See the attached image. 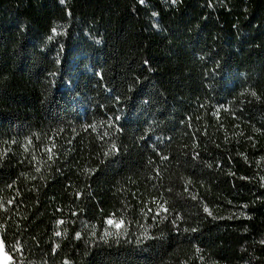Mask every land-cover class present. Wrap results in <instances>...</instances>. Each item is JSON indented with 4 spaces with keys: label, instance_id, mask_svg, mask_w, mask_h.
<instances>
[{
    "label": "trees",
    "instance_id": "16d2710c",
    "mask_svg": "<svg viewBox=\"0 0 264 264\" xmlns=\"http://www.w3.org/2000/svg\"><path fill=\"white\" fill-rule=\"evenodd\" d=\"M0 236L12 264H264V0H0Z\"/></svg>",
    "mask_w": 264,
    "mask_h": 264
},
{
    "label": "snow or ice",
    "instance_id": "6c2138e0",
    "mask_svg": "<svg viewBox=\"0 0 264 264\" xmlns=\"http://www.w3.org/2000/svg\"><path fill=\"white\" fill-rule=\"evenodd\" d=\"M61 2H63V0H61ZM141 3H144V0H140ZM173 2H175V0H173ZM55 31V29L53 30ZM51 39V37H50ZM251 95L253 96H256V93L255 92H252ZM29 144H31V140L28 141ZM55 147V145H53V148ZM113 149H115V145L112 146ZM26 150H27V147H26ZM47 151L50 153L49 155V160L52 159V149H47ZM35 159V157H33ZM37 171H39V168H37ZM9 203H11V201H9ZM164 211H167V209H163ZM205 211H208L209 212V215H211V212L205 208ZM58 223L62 224L64 223L63 221H59ZM107 223L109 224V226H113L116 231L115 232H112V231H109V230H105V233H104V238L106 239L107 237L109 236H120V235H123L124 234V231H126V228L124 226V220L123 219H120L118 222L114 219V218H110L108 219ZM57 236L61 235L60 232H57L56 233ZM77 238H79V235H77ZM5 242H4V239L2 238V236H0V264H12V257L11 255H9L8 252L5 251Z\"/></svg>",
    "mask_w": 264,
    "mask_h": 264
},
{
    "label": "rangeland",
    "instance_id": "374dc122",
    "mask_svg": "<svg viewBox=\"0 0 264 264\" xmlns=\"http://www.w3.org/2000/svg\"><path fill=\"white\" fill-rule=\"evenodd\" d=\"M124 226L126 228V231H124V234L123 235H120V236L113 235V236H109V237H123V238H125L127 236V234H128V228H127V226L125 224H124ZM107 230L112 231V232H115L116 231V229L113 226H109L108 223H107Z\"/></svg>",
    "mask_w": 264,
    "mask_h": 264
}]
</instances>
